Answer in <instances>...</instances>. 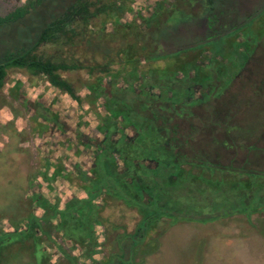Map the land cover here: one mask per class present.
<instances>
[{"label": "rangeland", "instance_id": "rangeland-1", "mask_svg": "<svg viewBox=\"0 0 264 264\" xmlns=\"http://www.w3.org/2000/svg\"><path fill=\"white\" fill-rule=\"evenodd\" d=\"M89 1L97 5L116 2L123 7L116 8L112 16L100 14L92 18L86 27L81 28V34L72 43H42L34 50V53L45 58L78 61L83 65L73 70L58 71L60 77L72 85L79 100L51 84L46 76H33L19 68L9 69L4 84L0 87V229L11 231L24 218L25 222L34 219V213L30 214L33 202L30 201V196L33 193L38 198L45 197L46 201L57 204L60 208H64L65 203L72 198L89 199L87 187L98 180L94 155L105 131L101 130V126L105 129L112 128L113 123L117 122V131H113L111 138L118 144L123 140L124 144L129 145L127 141L139 134L138 128L132 126V122L139 121L138 116L128 111L132 121L130 123L122 115V108L111 103L120 98L119 87L129 85L139 90L153 86L156 91L165 90L168 83L177 82L178 77L183 75L182 71L187 63L199 65L207 61V55L224 52L226 56H237L233 52L232 43L241 38L238 34L230 37L223 45L224 49L221 50L224 52L219 50L217 53L214 47L205 46L181 53L168 62L152 61L147 59L151 48L149 39L154 37L158 29L167 25L168 18L173 14L166 8L171 0ZM263 1H233L232 9L235 13L240 8L243 10L245 5L250 7V3L253 5L254 2L255 8L251 9L254 11ZM25 2L27 0H0V14ZM68 2L69 0H46L30 16L6 26L0 31V50L33 45L42 28L41 20L51 19ZM202 5L204 0H176L175 3L177 9L196 15L203 9ZM94 9V6L90 8ZM153 11L162 14L158 21L150 20L148 26L147 19ZM183 16L182 13L180 17ZM165 29L162 36L165 34L164 38L172 40L159 46L161 51H172L177 46L188 43L193 37L175 27ZM251 29L255 34L254 43L264 38V12L254 20ZM175 34L177 37L173 38ZM88 39L92 42L88 43ZM219 61L226 63L225 59L220 58ZM163 73L164 76L161 75ZM90 84H94L95 88H89ZM134 97L128 92L123 96L130 104L136 103ZM133 108L136 106L133 105ZM192 121L199 129V119ZM134 149L138 152L144 150L131 145L128 151L132 154ZM189 150L190 148L187 151ZM114 155L116 157V153ZM229 157L230 155L222 164L233 163L232 167L239 164L237 161L230 162ZM199 167L183 164L181 168L186 176L191 174L184 183L187 185L186 189L191 190L190 201H201L203 197L200 192H196L197 188L205 187L204 180L197 177L199 175L224 182L238 180V176L230 170L217 169L211 175L207 169ZM257 181L258 184L259 181L264 182V177ZM186 189L181 194H186ZM181 191L175 192V201H179L177 196ZM260 191L264 192V187ZM106 197L105 193H101L91 201L95 207L98 205L101 208L98 216L101 223L94 224L93 229L97 242L103 245L98 246L99 253L94 255L95 262L86 258L84 249L77 248L79 244L76 241L65 239L58 232L55 226L58 221L53 219V226L48 229L49 236L44 234L42 237H34L29 231L22 234L19 230L16 237L21 239L9 241V244L3 246V250L0 249V264H44L42 249L38 246L39 238H43V249L52 254L53 260L62 259L61 253L65 251L77 256L78 262L101 264L98 260L105 261L118 251L115 243L109 249L108 245L112 243L113 237L124 231H134L139 218L133 207H126L121 202L111 201ZM33 212L41 216L44 210L33 208ZM46 212H50L48 208ZM192 216L200 217L198 214ZM170 220L161 218L151 226L143 240L134 246L132 263L264 264V213L259 210L249 217L243 213H234L204 223L184 220L169 222ZM76 231L77 234L80 233L79 230ZM85 233L81 232L83 235ZM124 243L128 251L131 241L128 239Z\"/></svg>", "mask_w": 264, "mask_h": 264}, {"label": "trees", "instance_id": "trees-1", "mask_svg": "<svg viewBox=\"0 0 264 264\" xmlns=\"http://www.w3.org/2000/svg\"><path fill=\"white\" fill-rule=\"evenodd\" d=\"M44 1L46 0H27L7 13L0 14V31L6 26L30 16L35 8L42 5ZM233 1L237 0H231V2L230 0H205L206 9H203L202 12L210 14L208 21L211 19V24L219 21L217 27L221 37L242 28L241 25H235L240 20H246L245 24H250L264 12V3L254 11L251 10L255 8L253 2V5L250 3L251 8L245 5L243 10L240 8L232 16L229 14L227 16L224 11L233 8ZM93 6L95 9L90 10ZM122 7L121 3L117 4L116 2L97 5L89 0H69L61 12L52 15L51 19L43 18L41 20L42 28L33 45L6 47L0 50V87L4 84L8 70L19 68L25 69L33 76H46L51 84L65 90L75 100H79L80 97L75 93L72 85L60 77L58 71L73 70L83 67V65L78 61L45 58L34 53V50L42 43H72L73 39L81 34V28L86 27L92 18L100 14L107 17L112 16L116 8ZM241 10L244 12L241 13ZM239 11L241 15L238 13ZM179 12L183 13L184 11ZM183 18L185 22L190 16L186 13ZM147 20V25H150L152 18ZM171 20L172 17L169 18L168 24ZM117 21L118 19L115 20V22ZM221 23H225L227 30L234 26L232 27L234 30L224 33L226 29ZM168 24L158 29L154 33V37L150 36L151 48L148 50L147 59L168 62L188 50L204 48L203 43L192 44L189 42L177 46L172 51H161L160 44L164 46L165 41L172 40L164 38L165 34L162 36ZM174 27L181 32L182 27L186 28L184 30L188 36H200L202 38L200 41L210 38L217 31L208 28L204 32L201 31V34L197 27L191 29L187 25H177L176 23L173 27L170 26V28ZM243 32V39L232 43L233 52L237 56H226L228 62L223 67L224 72L216 69L207 77H202L207 79L208 85L213 86L214 94L211 95L213 100L208 103L209 106L201 105L195 108V117L202 118L199 129L198 125L192 122L194 114L187 117L188 119L181 126L174 123L176 116L185 114L184 106L170 108L164 104L161 106L164 108L163 110L157 107H148L144 112L143 107L141 109L136 103H128L123 98L125 95L120 93L118 101L111 103L122 108V115L127 120L129 119L130 123L132 121L128 111L138 116L139 121L132 122V126L138 128L139 134L133 140L127 141L129 145L124 144L123 140L118 144V142L114 143L111 138L113 131L117 130V122L113 123V129L110 127L105 129L101 126V130H105L103 131L104 137L100 139L101 144L95 155L98 180L87 187L89 199L72 198L65 203L64 208H60L57 204L46 201L45 197L38 198L36 193H33L30 196V201H33L30 214L34 213V219L25 222L24 218L20 223L15 224L11 231L0 229V249L3 250V246L9 244V241L16 242L21 239L16 237V233L20 231L22 234L29 231L30 234L33 233L34 237L48 235V229L53 226L52 220L55 219L58 221L55 225L58 232H61L65 239L76 241L79 244L77 248L84 249L83 253L86 258L95 262L94 255L99 253L98 246L103 245V243L97 242V235L93 229L94 224L101 223L98 218L101 208H98V205L95 207L91 201L98 198L101 193H105L106 198L111 201L121 202L126 207H133L139 215L134 231L131 233L124 231L113 237L112 243L108 245L109 249L115 243L118 246V251L105 261L98 260V263L101 264H134L132 263L135 255L134 246L143 240L151 226L161 218L171 219L169 222L184 220L204 223L234 213H243L246 217L256 210L264 213V192L260 191L264 187V182L259 181L258 195L255 194L256 191L252 186L255 181L252 176H259V179L264 177V38L262 37L261 40L254 43L252 31L244 29ZM263 35H259V37ZM175 37L177 34L173 38ZM216 41L218 40L210 42L216 45ZM87 42L91 43L92 41L88 39ZM206 42L208 43V41ZM219 50L224 52L218 45L216 52L218 53ZM224 54L226 55L225 52ZM191 69L199 72L202 70L201 64L187 63L182 72L187 74ZM186 74L185 76H187ZM161 75L164 76V73ZM89 88H95L94 84H90ZM133 105L136 108H133ZM178 136L181 137L179 141H177ZM174 141L177 144H174ZM131 145L144 150L138 152L134 149L131 154L128 151ZM189 148L190 152L187 151ZM113 152L116 153V157H113ZM229 155L230 162L237 161L239 163V160L243 159L246 164L251 165L252 161L256 160L259 165L258 173H248L249 181L237 180L236 182H224L217 178L206 179L199 175L197 177L205 182V187H199L196 190L203 196L201 201H190L189 199L192 196L191 190L186 189L187 185L184 183L189 180L191 174L188 173L186 176L184 172L173 174L175 171H170L173 167L177 168L183 164L202 166L211 175L217 171L216 169H234L233 163L222 164V161ZM195 162L196 164H194ZM198 162L201 164H197ZM129 168L131 169L129 170ZM180 168L182 167L180 166ZM178 182H180L179 185ZM185 189L188 192L181 194ZM177 190H182L177 196L179 201H175L174 197ZM33 208H42L44 213L38 216L33 212ZM47 208L50 212H46ZM193 214H198L200 217H193ZM76 230H79L80 233L77 234ZM82 231L86 233L83 235ZM41 239L43 240V238L38 239V246L42 249L41 256L44 264H70V262L89 264L86 261L78 262L77 256L65 251L61 253L62 259L53 260L52 254L47 249H43ZM128 239L131 244L127 251L124 242ZM86 245L88 246L85 247Z\"/></svg>", "mask_w": 264, "mask_h": 264}, {"label": "flooded vegetation", "instance_id": "flooded-vegetation-1", "mask_svg": "<svg viewBox=\"0 0 264 264\" xmlns=\"http://www.w3.org/2000/svg\"><path fill=\"white\" fill-rule=\"evenodd\" d=\"M171 2L168 4V6H166L167 10H170L171 13L173 12V14L171 15L172 20L169 22V24L167 22V24H168L167 28L170 27V26L173 27V25L176 23L177 25H181V24L183 26L187 25V27H190L191 29H193V27L194 28L197 27L199 29L198 30L199 33H201V31L204 32L205 29H208V28H211L213 30H217L215 32L216 34L212 35L210 38H207V39L204 38L203 39L204 41H200V39H202V38H200V36H197V37L193 36L190 39V41H189V42H192V44L203 43L202 44L203 47L210 46V47H214L215 50L217 49V47L219 45L220 48L224 49L223 45H225L226 42L229 40V38L232 37L233 35H237V34L240 35L241 38H239V40L238 39L237 40L241 41L243 39V35H244L243 30L244 29L246 31H248V30L252 31L251 25L253 24L254 20L250 24L249 23L245 24L246 20L245 21L243 19L240 20L239 23H237L235 25H237V26L241 25L242 28L237 29V31L232 28L234 26L230 27L227 30L225 28V23H221L222 26L226 29V30H224L225 31L224 33H229V32H227L229 30L230 31H233V30L235 31V32L233 31L232 34H230V35L224 34L225 36L221 37L222 35H219L220 32H218L219 28L217 27L218 24H219V21H216L215 23L211 24L212 23V22H210L211 19H209V21H208V18H210V14H205L204 12H202V11H204L203 9H206L205 5H202L203 9H201L200 12L197 15H196V13L193 14L192 12H183L184 15H186V13H187L190 16V18L187 19L188 22L187 21L184 22L183 18L180 17L182 13H180L179 11H181V10L177 9L176 6H175L176 0H175V3H174V0H171ZM204 3H205V0H204ZM224 12H225L224 14H227V16H229V15L232 16V14H235L233 12V9H229L228 11L226 10ZM243 12L244 11H242L241 13H243ZM161 14H162V12H154L153 14L150 15V17L152 18L153 21H158L159 17L161 16ZM171 17H169V18H171ZM169 18H168V21H169ZM176 20H177V22H175ZM199 20L201 22H198ZM184 29H186V28L182 27V32H186V30H184ZM252 33H253V31H252ZM196 35H200V34H196ZM253 35L255 36L254 33H253ZM213 40H218V41H216L217 42L216 45L211 44L210 41H213ZM206 41H208V43ZM160 45L162 46V44H160ZM224 55H225L224 53L223 54L222 53L221 54H216V55L215 54L207 55L206 56L207 61L205 63L201 64V69L202 70H200L199 72H196V70L191 69V70H188L187 74L183 72V75L178 77L177 82L168 83V85H166V89L165 90H157L156 91V90H154L156 88L153 87V86H150V87L146 86L144 89L141 88L139 90H136L135 87L131 86V90H130V86L128 85L126 87H122V86L119 87L118 88L119 89V93H122V94L125 95L126 90L129 89L128 93H132L135 96L134 100H135L137 106L139 108H141V109L143 107L144 108V112H145V110L148 107H151V108L157 107L158 109L163 110L164 108H162L161 106L164 105V104L166 105V107H170V108L184 106V109H185L184 113L185 114L175 117L174 123L177 126H181L190 116H192V114H194L192 116L193 119L198 118L199 121L202 122L201 121L202 118L195 117V113H196L195 108L197 106L200 107L201 105H208L209 106L208 103H210L213 100L212 99L213 96H211V95L214 94L213 91H212L213 86L208 85L207 81H206L207 79H203L202 77H207L208 74H211L216 69H219L221 72H224L223 71L224 70L223 67H225V63H220V61H219V59L221 58V59H225V61L228 62V59H226V55L225 56ZM185 74L187 76H185ZM187 79H190V81L187 82L186 81ZM184 83L186 85H184ZM200 125H201V123H200ZM136 135H134V136H136ZM103 137H104V133H103L101 138H103ZM180 138L181 137H179L177 141H179ZM114 143H116V142L114 141ZM175 143L176 142L174 141V144ZM100 144L101 143L99 142V146H100ZM241 148H243V145H241ZM113 153L115 154V152H113ZM113 153H112V155L114 157L115 155ZM95 160H96V158H95ZM252 163L253 164L249 165V164H246L245 161H243V159L239 160V164L234 166L235 167L234 169H230V171H232L233 174L238 176L237 179L239 181H244V180L249 181V174L248 173H258V170H259L258 162L255 160V162L252 161ZM194 164H196V162ZM197 164H201V163L198 162ZM180 166L182 167V165H180ZM180 166L177 167V168L173 167L170 171H172V172L175 171V173H173V174L182 173L181 172L182 169L180 168ZM201 167L202 166H200L199 168H201ZM230 168H232V167H230ZM203 169H205V168H203ZM223 169L224 168H220V169H218V171L219 170L223 171ZM225 169H227V168H225ZM245 178H247V179H245ZM252 179L255 180L252 183V186L254 187V190L256 191L255 194L258 195V181L257 180L259 179V176H256V177L252 176Z\"/></svg>", "mask_w": 264, "mask_h": 264}]
</instances>
